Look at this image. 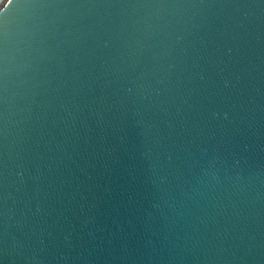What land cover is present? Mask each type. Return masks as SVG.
Masks as SVG:
<instances>
[{
	"label": "water",
	"instance_id": "95a60500",
	"mask_svg": "<svg viewBox=\"0 0 264 264\" xmlns=\"http://www.w3.org/2000/svg\"><path fill=\"white\" fill-rule=\"evenodd\" d=\"M0 264H264V0H0Z\"/></svg>",
	"mask_w": 264,
	"mask_h": 264
}]
</instances>
